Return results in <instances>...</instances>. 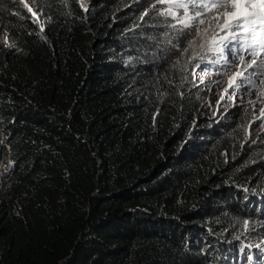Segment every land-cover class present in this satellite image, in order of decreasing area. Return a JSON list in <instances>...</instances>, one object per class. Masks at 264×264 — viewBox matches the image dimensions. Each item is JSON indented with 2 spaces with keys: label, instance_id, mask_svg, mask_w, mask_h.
Instances as JSON below:
<instances>
[{
  "label": "trees",
  "instance_id": "1",
  "mask_svg": "<svg viewBox=\"0 0 264 264\" xmlns=\"http://www.w3.org/2000/svg\"><path fill=\"white\" fill-rule=\"evenodd\" d=\"M36 1L43 27L24 12L0 27V116L24 132L1 172L0 264H216L219 241L194 240L231 223L233 183L264 185L263 149L181 93L187 69L163 71L157 37L132 47L143 15L158 30L145 1Z\"/></svg>",
  "mask_w": 264,
  "mask_h": 264
},
{
  "label": "clouds",
  "instance_id": "2",
  "mask_svg": "<svg viewBox=\"0 0 264 264\" xmlns=\"http://www.w3.org/2000/svg\"><path fill=\"white\" fill-rule=\"evenodd\" d=\"M133 5L145 7L147 14L154 16L158 30L147 32L145 15L132 27L133 40L138 39L141 47L147 43V37H157L152 58L159 53L158 65L168 70L178 64L187 71L184 73V87L181 93L192 86L205 94L207 108L211 112L210 122L218 120L225 125L245 123L242 133V145L248 149L262 148L264 151V46L260 39L264 37V27L255 25L232 30L226 26L227 9L212 5L216 0H143ZM85 8V2L78 0ZM183 5V6H181ZM24 12L30 24L43 27L42 11L36 0H0V27L9 17ZM255 34V38H254ZM213 91L211 99L210 93ZM0 116V194L4 182L1 172L16 170V162L11 154L24 132L11 129V122L4 123ZM238 121H237V120ZM264 161V159H263ZM230 205L223 214L231 218L225 227L219 226L214 233L208 229V239L194 240L195 244L213 246L219 241L216 264H264V185L253 189L233 183ZM238 210L230 214V207ZM209 215L217 217L219 210L212 209ZM250 218L248 234L234 236L238 221ZM213 221V218L209 216ZM253 224V225H251ZM260 232L258 236L253 233ZM212 243V244H211Z\"/></svg>",
  "mask_w": 264,
  "mask_h": 264
},
{
  "label": "snow or ice",
  "instance_id": "3",
  "mask_svg": "<svg viewBox=\"0 0 264 264\" xmlns=\"http://www.w3.org/2000/svg\"><path fill=\"white\" fill-rule=\"evenodd\" d=\"M212 6L220 9L231 7L230 11H226V26L234 31L241 28L247 30L246 26L257 22L264 26V0H216ZM261 31H264V27ZM260 43L264 46V37L260 39Z\"/></svg>",
  "mask_w": 264,
  "mask_h": 264
},
{
  "label": "rangeland",
  "instance_id": "4",
  "mask_svg": "<svg viewBox=\"0 0 264 264\" xmlns=\"http://www.w3.org/2000/svg\"><path fill=\"white\" fill-rule=\"evenodd\" d=\"M213 91H211V93H210V97H211V99H212V97H213ZM223 216V215H222ZM224 217V216H223Z\"/></svg>",
  "mask_w": 264,
  "mask_h": 264
}]
</instances>
